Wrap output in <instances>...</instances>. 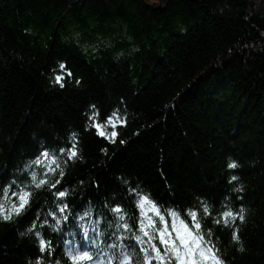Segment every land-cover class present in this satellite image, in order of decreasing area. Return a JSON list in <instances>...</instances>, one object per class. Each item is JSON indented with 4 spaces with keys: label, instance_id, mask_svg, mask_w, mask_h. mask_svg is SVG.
<instances>
[{
    "label": "trees",
    "instance_id": "16d2710c",
    "mask_svg": "<svg viewBox=\"0 0 264 264\" xmlns=\"http://www.w3.org/2000/svg\"><path fill=\"white\" fill-rule=\"evenodd\" d=\"M162 4L0 0V191L15 180V190L33 192L25 214L0 221V264H35L34 221L62 264L65 234L82 232L78 225L98 227L100 242L119 258L120 247L109 245L136 231L132 189L166 209L198 210L226 264H264V0ZM95 112L101 123L116 113L115 128L105 129L115 138L96 134L89 120ZM71 143L79 157L65 163L59 149ZM45 150L64 171L47 176L49 184L61 181L56 189L31 183L33 172L45 178L46 168L32 164ZM232 162L236 169L228 168ZM233 175L238 180L230 183ZM60 190L68 193L64 201L54 196ZM62 202L69 223L59 233L40 228L41 216L55 223L48 213L59 217ZM205 204L212 217L204 216ZM116 205L133 232L116 228ZM240 208L243 223H214ZM127 245L142 258L139 246Z\"/></svg>",
    "mask_w": 264,
    "mask_h": 264
},
{
    "label": "snow or ice",
    "instance_id": "6c2138e0",
    "mask_svg": "<svg viewBox=\"0 0 264 264\" xmlns=\"http://www.w3.org/2000/svg\"><path fill=\"white\" fill-rule=\"evenodd\" d=\"M64 67L63 64L60 65L61 69H64ZM69 75L71 74L69 73ZM55 82L60 87H64L61 75L55 76ZM98 115L99 113L95 112L89 117L96 134L103 138H115L118 135L116 131H111L109 136L105 129L106 124L115 128L112 117L116 116V113L114 112L112 116L108 117L105 123L97 121L96 117ZM75 138L76 134L73 133L72 140L75 141ZM59 153L61 156L66 155L67 160L65 163L79 157L76 143H71L67 148H60ZM49 158H51V163L45 164V161H48ZM32 164L46 168L43 173L45 178L43 179L37 180L35 172L31 174L32 185L36 189H40L45 185H49L51 189H56L61 181L56 180L54 183L49 184L47 176L49 173L55 175L56 170L60 169V176L63 177L64 171L61 168L58 156L54 152L45 150L32 161ZM237 167L238 164L235 162L228 164L230 169H236ZM236 180H238V177L233 175L229 182ZM16 186L17 182L15 180L2 186V191H0V221L11 222L14 217L22 216L31 207L33 192L28 190L27 186L15 190ZM235 191L240 192L242 189L237 188ZM130 194L136 197L134 204L136 210L135 232H133V225L125 219L124 208L116 205L111 211L118 216L117 229L123 228L125 232H133L131 237L120 235L117 236V239L124 241L131 238L139 246V250L143 255L142 258H137L134 261L133 255L124 250L128 245L112 243L109 245L112 249L121 248L119 264H226L220 249L212 239L214 235L212 230H205L201 213L198 210L188 209L181 213L175 209H161L150 195L137 192L135 189H132ZM54 196L57 201H64L68 193L65 190H60L54 192ZM57 210L60 213L59 217H57L56 212L48 213V216L55 222L54 224H49V221L45 219L39 227H50L53 232H61L63 226L69 223L71 210L69 205L63 202L57 204ZM245 211L244 208H240L238 213L225 210L220 213L219 219H214V223L218 226L222 223L224 228L235 225L237 221L243 223L246 219ZM203 214L205 217H212L213 215L206 204L203 206ZM90 215V210L85 211L78 219L85 220ZM39 218L38 214L37 219ZM120 221H123V223H119ZM78 226L82 229V240L63 241V260L66 264H105L104 260L99 258L100 254L97 251L100 247L97 242L98 238L104 234L98 230V227L93 226L92 231L96 234V238H93L89 235L88 227ZM108 226L112 227V224ZM36 227L34 221L28 229L29 232H34L38 242L40 255L36 258L35 264H46L45 256L49 258L47 264H62L61 259H52L57 246L53 245L52 240L45 239L42 232L36 231ZM232 240L236 244L241 243L238 227H233ZM239 250L243 251V247L241 246ZM108 264H113L112 257H109Z\"/></svg>",
    "mask_w": 264,
    "mask_h": 264
},
{
    "label": "rangeland",
    "instance_id": "374dc122",
    "mask_svg": "<svg viewBox=\"0 0 264 264\" xmlns=\"http://www.w3.org/2000/svg\"><path fill=\"white\" fill-rule=\"evenodd\" d=\"M145 1V3L148 5V6H150V7H152V8H154V10H159V9H161V7H162V0H144ZM158 7H160V8H158ZM47 218V215H45V216H41V219H43V220H45Z\"/></svg>",
    "mask_w": 264,
    "mask_h": 264
},
{
    "label": "bare ground",
    "instance_id": "6f19581e",
    "mask_svg": "<svg viewBox=\"0 0 264 264\" xmlns=\"http://www.w3.org/2000/svg\"><path fill=\"white\" fill-rule=\"evenodd\" d=\"M159 206L161 207V209H166V207L165 206H162V205H160L159 204ZM100 237H102V236H100ZM114 237V236H113ZM111 238V237H110ZM114 238H116L117 239V237H114ZM111 240H112V242L113 243H116L112 238H111ZM128 243H132V244H135V241L134 240H130V241H128V240H125V241H120L119 240V244L118 245H120V244H124V245H127ZM136 245V244H135ZM136 246H138V245H136ZM121 249V248H120ZM106 250H108L107 249V247H106ZM125 250V249H124ZM135 250V249H134ZM133 259L134 260H136L137 259V252L136 253H134V255H133Z\"/></svg>",
    "mask_w": 264,
    "mask_h": 264
},
{
    "label": "water",
    "instance_id": "95a60500",
    "mask_svg": "<svg viewBox=\"0 0 264 264\" xmlns=\"http://www.w3.org/2000/svg\"><path fill=\"white\" fill-rule=\"evenodd\" d=\"M158 8H160V7H158Z\"/></svg>",
    "mask_w": 264,
    "mask_h": 264
}]
</instances>
